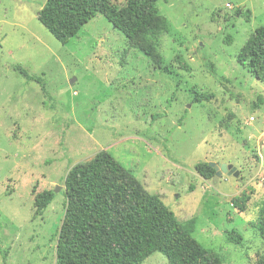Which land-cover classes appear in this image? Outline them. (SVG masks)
<instances>
[{
	"label": "rangeland",
	"instance_id": "obj_1",
	"mask_svg": "<svg viewBox=\"0 0 264 264\" xmlns=\"http://www.w3.org/2000/svg\"><path fill=\"white\" fill-rule=\"evenodd\" d=\"M45 2L0 0V264L55 263L64 178L102 151L180 222L195 219L210 258L264 264L252 228L264 203V81L236 60L264 28V0H157L169 25L155 41L166 70L101 15L61 44L37 20ZM198 163L230 164L237 175L213 183ZM55 187L36 214L35 197ZM243 194L239 212L231 200ZM230 232L242 242L229 243ZM143 264L167 261L154 253Z\"/></svg>",
	"mask_w": 264,
	"mask_h": 264
},
{
	"label": "trees",
	"instance_id": "obj_2",
	"mask_svg": "<svg viewBox=\"0 0 264 264\" xmlns=\"http://www.w3.org/2000/svg\"><path fill=\"white\" fill-rule=\"evenodd\" d=\"M157 0H46L37 13L38 22L61 44H66L96 15L103 16L155 68L163 59L155 41L169 32L168 21L159 14ZM250 19V12L242 15ZM231 38L226 39L230 43ZM179 67H189L175 58ZM238 64L257 80L264 81V28H257L240 49ZM165 69V68H164ZM166 70V69H165ZM24 76L40 83L38 77ZM212 96L199 97L197 102ZM195 171L205 180L215 172L208 163H198ZM65 211L57 231L54 264H143L159 253L167 264H223L209 257L193 237L195 219L180 222L157 195L148 194L138 181L106 152H98L88 161L69 168L64 178ZM193 189L190 187L189 192ZM53 191H44L34 199L36 214L54 200ZM248 194L234 197L231 205L243 212ZM253 230L264 242V203ZM229 243L238 245L242 237L234 232Z\"/></svg>",
	"mask_w": 264,
	"mask_h": 264
},
{
	"label": "water",
	"instance_id": "obj_3",
	"mask_svg": "<svg viewBox=\"0 0 264 264\" xmlns=\"http://www.w3.org/2000/svg\"><path fill=\"white\" fill-rule=\"evenodd\" d=\"M209 167L212 168L215 172L214 177L212 178V182H216L222 174L233 175L236 176V169L230 164H219V163H208ZM60 187H55L53 190L54 194L59 191Z\"/></svg>",
	"mask_w": 264,
	"mask_h": 264
},
{
	"label": "built area",
	"instance_id": "obj_4",
	"mask_svg": "<svg viewBox=\"0 0 264 264\" xmlns=\"http://www.w3.org/2000/svg\"><path fill=\"white\" fill-rule=\"evenodd\" d=\"M254 119H250V121L252 122ZM259 142L260 144L263 146L264 145V120H263V123H262V130H261V133H260V136H259Z\"/></svg>",
	"mask_w": 264,
	"mask_h": 264
}]
</instances>
